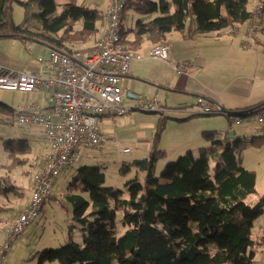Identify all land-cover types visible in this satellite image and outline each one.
<instances>
[{"label": "trees", "instance_id": "obj_1", "mask_svg": "<svg viewBox=\"0 0 264 264\" xmlns=\"http://www.w3.org/2000/svg\"><path fill=\"white\" fill-rule=\"evenodd\" d=\"M251 1L126 0L122 20L132 7L145 19L128 29L122 22L120 33L134 51L145 41L151 47L167 43L172 32L185 37L221 36L226 29L253 22L255 16L256 24L264 18V0H255L258 8L254 9L249 8ZM15 3L24 13L18 24L13 18ZM102 13L75 0H0V40L16 38L62 52L87 50L90 46L84 44L99 33ZM263 103L234 110L219 106V112L202 114L226 116L231 123ZM13 109L0 101V115L15 120ZM157 121L148 155L121 166L124 176L136 171L123 187L108 185L101 166L84 164L77 169L66 193L73 209L68 241L42 250L38 264H113L116 260L118 264H256L264 236L254 237L253 227L264 215V196L254 205L247 202L256 194L257 177L237 159L236 150L243 143L240 136H225L223 145L200 147L196 153L189 150L158 175L165 151L157 145L167 117L161 114ZM216 132L206 130L203 137L213 138ZM19 144L21 153H32L28 140ZM16 189L10 177H0V192ZM118 222L126 229L121 236ZM192 222L197 223L195 230ZM76 230L82 233L83 244L76 242Z\"/></svg>", "mask_w": 264, "mask_h": 264}, {"label": "rangeland", "instance_id": "obj_2", "mask_svg": "<svg viewBox=\"0 0 264 264\" xmlns=\"http://www.w3.org/2000/svg\"><path fill=\"white\" fill-rule=\"evenodd\" d=\"M109 0H75L77 5H85L89 8H97L104 12L107 8ZM159 1V0H153ZM249 8H258V3L251 1ZM13 18L18 24L23 21V8L17 3L13 5ZM145 16L133 7L125 10L124 19L122 20L125 28L135 26L137 21H142ZM100 30L105 27L104 17L99 20ZM247 25H251L250 21ZM257 26H264V18L257 19ZM97 34V35H96ZM92 36L84 46L93 47L99 39V33ZM48 48L31 42H23L16 38H5L0 40V67L14 70L17 72H32L35 70L37 58L40 55L47 56ZM131 87L125 91L122 106L127 108H135L136 102L131 97L128 98V92ZM142 96V94H140ZM149 95H143L141 99H147ZM25 100V96L19 92H12L0 89V101L15 108L17 104ZM162 104H165L161 99ZM169 116L181 117L180 111H171L168 109ZM185 122H179L177 119L169 118L168 123H175L174 129L170 133L165 129L163 140L160 143V149L165 150L164 157L160 160L157 168L159 175L166 164L174 162L180 155H176L179 149L180 139L188 130H198L199 124L204 122L216 121L222 127H217L216 135L213 138L203 137V132L198 131L196 141L193 143L192 149L196 153L200 147L221 146L225 143V136L233 139L236 136L242 140V145L236 150V156L243 167L256 173V194L250 196L247 202L254 205L261 197L264 196V130L263 127L242 126L235 127V132H231L232 126L229 120L223 116H204L203 109L200 107L189 108ZM161 114L149 113L141 110H131L125 116L117 118H105L99 125L103 130L105 128L112 129L114 139L118 142L119 147L108 146L103 154L96 149H82V159L75 163L74 167L67 174H62L55 187L53 188V199L46 201L43 209L35 222V225L14 242L6 254L4 264H38L40 252L46 248H59L68 241V225L72 218L73 209L66 199L68 185L77 169L89 164L93 166H101L102 170L107 173V183L113 184L115 187H123L124 182L132 177L136 171L124 176L120 173L123 164L131 163L136 159L145 158L148 150L153 146L152 138L157 134V128L144 127L142 123L146 120L159 119ZM164 115V114H163ZM149 138V139H147ZM251 142H246L249 139ZM12 141V143L8 141ZM28 140L32 146V153L25 155L19 151L20 141ZM122 147H133L131 153H123L120 151ZM49 151V146L42 137L41 130L37 127H23L18 125L13 118L0 115V177H10L16 192H0V246L5 241L6 230L8 225L13 223L19 213L26 207L32 195L31 189L33 185V176L39 164H41ZM186 151V152H187ZM185 152V153H186ZM184 153V154H185ZM25 159V161H24ZM24 161V162H21ZM121 216V214H119ZM264 223V216L256 219L253 227L254 237L264 236V227L259 231V223ZM192 230H195L197 223H190ZM125 228L118 222L117 235L121 236L125 232ZM76 242L83 244L82 233L76 230L74 233ZM48 264V263H47ZM49 264H60L52 262ZM113 264H118L117 260ZM256 264H264V245L259 247L256 257Z\"/></svg>", "mask_w": 264, "mask_h": 264}, {"label": "built area", "instance_id": "obj_3", "mask_svg": "<svg viewBox=\"0 0 264 264\" xmlns=\"http://www.w3.org/2000/svg\"><path fill=\"white\" fill-rule=\"evenodd\" d=\"M126 0H111L104 13L106 29L87 50L62 52L49 50L47 56L37 58L39 69L35 72H17L0 67V89L27 95L42 92L44 102H20L13 109L15 122L23 127H37L49 151L33 176L30 202L9 225L0 246V264L14 242L23 237L33 225L46 201L53 198V188L59 177L67 174L82 159V149H96L101 154L108 146L119 147L112 134L99 123L105 118L125 116L132 109L123 107L125 80L136 60L152 58L170 65L178 74L189 70L187 64L170 61L171 48L167 43L151 47L145 53H136L123 42L120 33L122 10ZM257 16H255L256 19ZM255 19L250 33L255 31ZM203 113L219 112L221 108L199 98ZM134 109L144 112H164L157 98L137 99ZM235 127L257 126L264 128V103L245 116L231 120ZM251 138L248 140L250 141ZM133 147H122L131 153Z\"/></svg>", "mask_w": 264, "mask_h": 264}, {"label": "crops", "instance_id": "obj_4", "mask_svg": "<svg viewBox=\"0 0 264 264\" xmlns=\"http://www.w3.org/2000/svg\"><path fill=\"white\" fill-rule=\"evenodd\" d=\"M247 23L226 29L221 36L195 34L185 37L180 32H172L167 40V44L171 47V63L187 64L189 70L178 74L163 61L152 58L136 60L125 80L126 90L131 87L128 98L131 97L136 102L145 94L149 95L145 97L147 99L155 97L159 105L165 109L164 112H156L164 114L167 120L175 118L179 122H185L194 116L191 114L186 117L185 114L190 113L191 107H200L198 100L201 97L211 104L230 110L243 109L264 101V26L258 27L255 24V31L250 33V28L254 24L250 22L251 25H247ZM105 29L106 25L99 31L98 36L103 35ZM151 46L150 42L145 41L135 52L145 53ZM38 69L39 64L32 72ZM21 94L25 96V100L21 102L42 103L45 99V95L40 91L30 95ZM161 99L165 104H162ZM168 109L180 111L182 118L169 116ZM223 117L229 120L228 117ZM157 123L158 121L155 120H146L141 127L157 128ZM174 124L166 125L169 133L174 129ZM198 124V130L184 132L176 155L192 149L191 145L195 143L198 131L217 130V127H222L216 121ZM105 130L114 136L115 132L112 129L105 128ZM163 138L162 133L157 145L159 148ZM258 227L259 231L263 229L262 220Z\"/></svg>", "mask_w": 264, "mask_h": 264}, {"label": "water", "instance_id": "obj_5", "mask_svg": "<svg viewBox=\"0 0 264 264\" xmlns=\"http://www.w3.org/2000/svg\"><path fill=\"white\" fill-rule=\"evenodd\" d=\"M135 96H137V95H135Z\"/></svg>", "mask_w": 264, "mask_h": 264}]
</instances>
